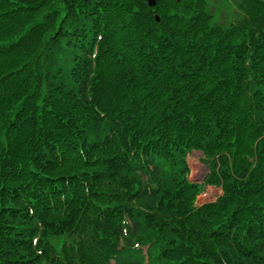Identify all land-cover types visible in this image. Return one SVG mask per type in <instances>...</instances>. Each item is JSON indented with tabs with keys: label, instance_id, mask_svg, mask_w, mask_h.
<instances>
[{
	"label": "trees",
	"instance_id": "obj_1",
	"mask_svg": "<svg viewBox=\"0 0 264 264\" xmlns=\"http://www.w3.org/2000/svg\"><path fill=\"white\" fill-rule=\"evenodd\" d=\"M218 4L0 0V264H264V0Z\"/></svg>",
	"mask_w": 264,
	"mask_h": 264
},
{
	"label": "rangeland",
	"instance_id": "obj_2",
	"mask_svg": "<svg viewBox=\"0 0 264 264\" xmlns=\"http://www.w3.org/2000/svg\"><path fill=\"white\" fill-rule=\"evenodd\" d=\"M236 0H229L230 4H234ZM211 2H213L216 6H221L219 5V0H211ZM224 2V0H223ZM224 10H226V12H223V16L219 15L216 17V21L219 22H223L227 25L232 24L234 22V19L232 16V12L234 11V7H229V8H223ZM231 12H229V11ZM202 158L203 155L200 152H192L189 157V165H190V179L200 183L202 182V180L205 178V176L208 173V169L207 166L202 162ZM205 193H202L199 197H198V202L199 204H205V203H209V202H214L221 194L222 191L220 188L218 187H206L205 188Z\"/></svg>",
	"mask_w": 264,
	"mask_h": 264
},
{
	"label": "water",
	"instance_id": "obj_3",
	"mask_svg": "<svg viewBox=\"0 0 264 264\" xmlns=\"http://www.w3.org/2000/svg\"><path fill=\"white\" fill-rule=\"evenodd\" d=\"M144 1H146L150 7H154L156 6L158 0H144Z\"/></svg>",
	"mask_w": 264,
	"mask_h": 264
}]
</instances>
